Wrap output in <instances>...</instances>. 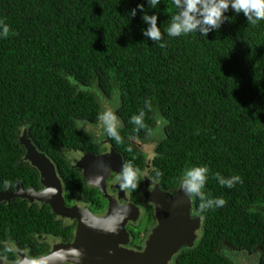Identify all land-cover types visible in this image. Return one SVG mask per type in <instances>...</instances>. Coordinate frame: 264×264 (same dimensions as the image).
I'll list each match as a JSON object with an SVG mask.
<instances>
[{
	"label": "trees",
	"instance_id": "16d2710c",
	"mask_svg": "<svg viewBox=\"0 0 264 264\" xmlns=\"http://www.w3.org/2000/svg\"><path fill=\"white\" fill-rule=\"evenodd\" d=\"M138 4L157 14L166 47L143 36L141 11L130 17ZM173 12L172 0H161L157 9L146 0H0V21L10 27L0 38V190L16 183L41 188L18 141L27 129L67 189L100 198L96 189H85L63 149L98 150L76 121L98 123L100 102L91 88L108 98L117 91L121 142L102 135L124 164L139 170L134 192L142 187L147 154L132 141L157 127L163 137L149 167L152 178L173 190L186 167L206 165L205 193L227 201L200 213L193 198L202 237L177 264H234L223 255L224 244L257 250L264 264V21L252 25L229 9V20L207 37L173 38L166 35ZM141 109L147 127L136 130L130 120ZM216 172L243 182L222 188ZM66 229L47 204L0 202V243L27 245L31 234L64 235Z\"/></svg>",
	"mask_w": 264,
	"mask_h": 264
},
{
	"label": "water",
	"instance_id": "95a60500",
	"mask_svg": "<svg viewBox=\"0 0 264 264\" xmlns=\"http://www.w3.org/2000/svg\"><path fill=\"white\" fill-rule=\"evenodd\" d=\"M18 141L24 150L23 159L39 174L41 189L23 188L16 183L12 189L0 190V202L19 198L29 203L47 204L53 214L76 220L74 241L68 245L54 244L50 252L37 259L35 264H61L65 260L83 264L82 259L85 260V257L90 259V264H167L171 256L180 248L190 247L193 244L196 238L195 232L200 228L202 218L200 214L192 213L193 198L178 190V186L168 193L161 191L158 184L155 185L150 193L155 196L153 198L147 196V199L155 205L157 225L153 228L142 251L123 249L119 247L117 237L126 235L123 224L129 216L115 206L114 200L108 197L109 207L103 217L92 215L87 208L67 207L57 166L34 143L27 129L19 132ZM104 143L110 144L107 140ZM100 147L102 149L103 144ZM114 159L122 165L121 155L111 147L108 152H102L97 156L83 155L73 167L81 170V176L88 185L94 186L93 180L97 174L104 175L103 179L105 177L101 165L105 164L112 168ZM144 184L148 185V182L145 181ZM95 187L106 196L103 180ZM58 253L67 256L57 258Z\"/></svg>",
	"mask_w": 264,
	"mask_h": 264
},
{
	"label": "clouds",
	"instance_id": "9594fccd",
	"mask_svg": "<svg viewBox=\"0 0 264 264\" xmlns=\"http://www.w3.org/2000/svg\"><path fill=\"white\" fill-rule=\"evenodd\" d=\"M146 2L151 9H157L161 4V0H146ZM172 4L174 12L166 28V35L173 38L191 33H199L201 36L207 37L209 32L219 30L221 25L229 20V17L225 15L229 9L237 15L243 13L247 22L252 25L264 21V0H172ZM137 10L143 13L141 19L146 25L142 29L143 36L153 42H161L160 47L162 48L166 47V44L162 42L164 34L158 26L157 14L154 12L149 15L145 10L144 4H138L130 10V17H135ZM9 34L10 27L8 24L0 21V38H7ZM118 104L119 101L114 95L111 101L102 104V109L98 114L97 120L103 128L104 134L120 143L122 138L118 129L121 127V123L115 111ZM145 108L151 109L150 102L145 103ZM145 115V110L141 109L138 114L131 117L130 122L136 126V130L146 129L147 126L144 122ZM85 123L84 121L77 120L76 128L86 131L87 129L84 127ZM101 167L103 172L106 173L108 171L107 165L102 164ZM138 172L139 170L131 163L124 164L118 177L120 188L122 190L135 191L138 187ZM209 173L210 169L206 165L197 164L186 167L177 178L178 190H182L186 196L200 201V213L222 208L227 203L223 197H212L205 193ZM156 175L160 176L161 173L157 172ZM103 176L102 174H97L94 177V186H98L102 182ZM213 178L218 182L220 187L228 189L243 182L241 176L235 174L225 177L221 173L216 172Z\"/></svg>",
	"mask_w": 264,
	"mask_h": 264
},
{
	"label": "flooded vegetation",
	"instance_id": "af4514ba",
	"mask_svg": "<svg viewBox=\"0 0 264 264\" xmlns=\"http://www.w3.org/2000/svg\"><path fill=\"white\" fill-rule=\"evenodd\" d=\"M152 131H150V133L147 134L146 137L152 134ZM160 134H161L160 130H157V137H160ZM92 135L98 145V150L97 151L75 150L79 153L78 160L85 154L97 156L100 155L102 152H108V150L111 147L114 149V147L111 144L107 145V143H104L107 140L106 138L104 137L101 138V136H96V135L94 136V134ZM132 142L135 146L140 148L139 144L136 141H132ZM101 144H103L102 149L100 147ZM121 158H122V165H120V163L117 162V159H114V161L112 162L113 169L110 166H108V171L105 173V177L103 179V190L106 196H103L102 192L95 186L88 185V183L84 179L83 180L85 182V189L88 191L91 188L96 189V191L99 192L98 195L100 196V198L94 197V199H92L85 194L77 193L70 188L67 189L64 186L59 176L63 185V197H64L65 205L67 207L76 206L78 208H87L89 212L96 217H103L106 214L107 209L109 207L108 197H110L112 200H114L115 206L121 212H125L126 215L129 216V219H127L123 224L124 232L126 233V235L125 236L120 235L117 237V240H119L118 243L119 247L127 250L142 251L145 248L146 241L149 235L152 233L153 228L157 225V220L155 217V205L151 200L147 199V196L150 198H153L155 196V195H151L150 193L154 190L156 184H158L159 189L161 191L169 193L171 192V190H167V191L164 190L160 186L159 182L152 178L150 173L151 169L149 167L151 165L153 158L151 159L146 158L145 168L142 171L143 184L141 189L137 192L122 190L119 186V180H118L122 166L124 165L122 155ZM78 160H75V163H77ZM71 165L73 166L72 161H71ZM75 169L80 174H82L81 170L77 168ZM145 177H147L148 179L146 180ZM145 181L148 182V185L144 184ZM192 213L195 215L199 214L195 209L194 202L192 204ZM55 216L57 217V220L64 228H69L70 230L69 232L66 229L64 235L34 233L29 235L28 240L31 243L27 245H19L15 241L3 239L2 243H0L1 245L0 264H22V263L35 264V261L37 259L46 256L50 252L54 244H66V245L71 244L74 241V235L76 231V220L67 217H60L57 215ZM195 234H196V238L193 240V244L190 247L180 248V250L177 253L171 256L167 264H177V258L179 254H181L185 250H189L193 248L198 243V241L202 237V219H201V226L198 230H196ZM221 251L223 255L228 259H231L234 264L237 263L235 262V260H233V256H238V257L250 256V258L251 257L253 258V260L250 261V263L253 262L254 264H262L261 261L259 260V254L257 250L250 251L243 249H233L232 247H229L227 244H224ZM63 256L66 255L64 253H58L57 258H63ZM73 258H75V255H73ZM55 261H57V259ZM82 261L83 264H90L89 258L85 257V260L82 259ZM61 264H75V263L72 260H65Z\"/></svg>",
	"mask_w": 264,
	"mask_h": 264
},
{
	"label": "rangeland",
	"instance_id": "374dc122",
	"mask_svg": "<svg viewBox=\"0 0 264 264\" xmlns=\"http://www.w3.org/2000/svg\"><path fill=\"white\" fill-rule=\"evenodd\" d=\"M91 89L94 90V92L96 93V96L100 102V104H99L100 105V111L102 109V104H105V102H107V101H111L114 95L119 99V94L117 93V91L114 92L110 98H108L105 95L98 92L96 87L91 88ZM115 111H117V107H116ZM119 121L121 123L120 119H119ZM98 123L96 125V124H91L89 122H86L84 124V127L87 129V131L94 134V136L95 135L101 136V138H102L103 137V135H102L103 128ZM157 130H160V132H161L160 137H157ZM162 137H163V134H162L161 129L156 127L152 131V134H150L146 138L137 140L136 142L139 144L141 150L147 154V158L151 159L154 157L155 148L157 147L158 143L161 141ZM63 154L66 155L68 158H70L73 164L75 163V160H78V158H79V153L73 149H63ZM233 260H235V262L237 264H244V263L254 264L253 262L250 263V261L253 260V258L252 257L250 258V256H243V257L233 256Z\"/></svg>",
	"mask_w": 264,
	"mask_h": 264
},
{
	"label": "bare ground",
	"instance_id": "6f19581e",
	"mask_svg": "<svg viewBox=\"0 0 264 264\" xmlns=\"http://www.w3.org/2000/svg\"><path fill=\"white\" fill-rule=\"evenodd\" d=\"M67 256V255H66ZM66 256H63V258H66Z\"/></svg>",
	"mask_w": 264,
	"mask_h": 264
}]
</instances>
